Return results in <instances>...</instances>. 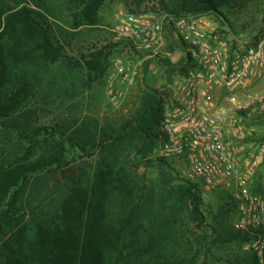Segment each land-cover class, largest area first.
<instances>
[{"label":"trees","instance_id":"trees-1","mask_svg":"<svg viewBox=\"0 0 264 264\" xmlns=\"http://www.w3.org/2000/svg\"><path fill=\"white\" fill-rule=\"evenodd\" d=\"M262 1L159 4L174 17L224 18V9ZM65 2L72 9L71 29L99 24L105 0ZM49 17L38 4L0 0V264H206L208 256L255 264V255L242 248L250 234L233 229L232 195L221 199L215 214L207 213V223L198 185L175 184L174 171L163 169L166 160H145L162 118L163 100L152 87L146 84L137 110L115 127L90 117L41 122L43 102L53 94L76 98L107 69L102 49L80 55L82 60L68 56ZM175 49L182 53L168 44L169 53ZM158 64L168 74L193 66L183 54L176 63L166 58ZM138 162L160 167L158 194L144 195L127 172Z\"/></svg>","mask_w":264,"mask_h":264},{"label":"built area","instance_id":"built-area-1","mask_svg":"<svg viewBox=\"0 0 264 264\" xmlns=\"http://www.w3.org/2000/svg\"><path fill=\"white\" fill-rule=\"evenodd\" d=\"M212 14L174 17L166 13H120L112 28L138 52L154 56L165 37L193 66L171 83L172 103L162 97V118L150 153L153 159L185 162L183 176L202 192L231 189L236 201L234 230L250 234L244 250L264 264V199L249 181L264 160V144L242 143L239 111L264 122V21L247 39L225 37ZM122 72L120 61H115ZM126 77V76H125ZM222 92V101L216 93ZM120 93L112 88L115 99ZM231 129L232 139L227 138ZM241 140V141H240ZM257 155H253L254 152Z\"/></svg>","mask_w":264,"mask_h":264},{"label":"rangeland","instance_id":"rangeland-1","mask_svg":"<svg viewBox=\"0 0 264 264\" xmlns=\"http://www.w3.org/2000/svg\"><path fill=\"white\" fill-rule=\"evenodd\" d=\"M160 1L105 0L99 11L100 22L97 26L73 30L69 26L72 9L66 4L65 0H24V3L31 7L38 4L42 12L50 15L49 18L56 25L59 35L65 38L66 46L64 47L66 54L74 60L81 59L80 55H85L90 51H94V49H102L107 55L105 73L99 80L93 82L90 88L77 90V97L74 99L53 94V100L48 99L43 102L38 113L41 116V122H56L62 118L90 117L98 119L101 123L108 121L115 127L137 110L142 89L147 84V73L155 75L156 79L159 80L158 82H164L169 78V69L167 68L168 70L165 71L158 64V62L167 58L165 53L168 51L170 42L168 36L165 37V44L161 51L151 57V59L143 61L142 59L146 53H139L134 50L132 44L127 40H116L112 33V28L120 13L146 12L153 15L163 14L164 12H162L159 4ZM222 14H224V18L220 16L219 18L213 17V19L223 29L225 37L237 40L247 39L264 21V1L258 4L249 3L247 7H237L230 12L224 9ZM66 32L67 34H65ZM175 52L177 53H173V55L177 57L179 52ZM150 60H155V63L152 62L150 64ZM115 61H120L119 65L122 67V72L119 71V66L114 64ZM139 61L140 63H138ZM177 70L180 71L179 69ZM59 72V69H55V73ZM180 72L182 73V71ZM130 77H133V80L128 82ZM74 83L78 87L79 82L74 81ZM110 88L120 92L115 99H112L109 94ZM165 88L166 86L159 84L155 90L164 93ZM73 94L74 91H71L69 96ZM216 96L222 101V92L218 91ZM43 109L46 110V114L41 112ZM240 117L244 135L242 143H250L253 149L264 144V122L256 121L252 114L240 115ZM150 153L145 160H153ZM131 154L133 155V151H131ZM253 155H257V152L255 151ZM130 160L133 161L132 157H130ZM167 163L169 166L167 165V168L163 166V169H172L174 171L172 172L173 176L177 179L175 184H177L178 180H186L182 173L186 168L183 160H169ZM72 165L76 167L77 163ZM138 165L137 168L131 165L128 166L127 172L143 190L144 195L150 192L158 194V171L160 167L157 164L151 165L144 162H138ZM191 183L198 185L194 182ZM249 187L254 194L260 195L264 199V160L261 161L251 177ZM231 195L233 196L231 189H220L212 193L202 192L203 204L201 209L207 216V223H211V218H209L207 213L211 211L215 214L218 206L222 203L221 199L230 201ZM231 209L233 212L234 209L232 207ZM244 245L242 246L243 249ZM206 260V264H225L222 259L218 261L209 256Z\"/></svg>","mask_w":264,"mask_h":264},{"label":"crops","instance_id":"crops-1","mask_svg":"<svg viewBox=\"0 0 264 264\" xmlns=\"http://www.w3.org/2000/svg\"><path fill=\"white\" fill-rule=\"evenodd\" d=\"M139 53H145V52H139ZM173 53H177V52H173ZM173 53H169L167 51L165 53V55L167 56V58L170 60L171 63H176L181 58L182 54L179 52V55L176 57V56L173 55ZM151 57H153V56L148 55L146 53L145 57L142 60L145 61V60L151 59ZM154 61L155 60H150L149 63L151 64ZM138 63H140V61ZM180 74H181V72L178 71L177 68H176L175 71L172 72V74L169 73V78L167 80H165L164 82H158L159 80L156 79L155 75L150 74V73H147L146 83H147L148 86L152 87L153 89H156L159 84L166 86L165 92L163 94L164 96H162V97H163V99L166 100V102H167L168 105H171V103H172V92H173L172 89H171V83H172L173 79L177 78ZM126 78H127V76H126ZM132 80H133V77H130V79L128 80V82H131ZM156 84H158V85H156ZM226 134H227V138L232 139V137H231L232 130L231 129H229ZM244 144L245 145H248L247 142H245Z\"/></svg>","mask_w":264,"mask_h":264}]
</instances>
